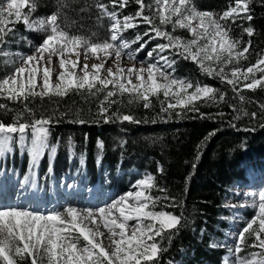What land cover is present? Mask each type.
<instances>
[{
	"label": "snow or ice",
	"instance_id": "1",
	"mask_svg": "<svg viewBox=\"0 0 264 264\" xmlns=\"http://www.w3.org/2000/svg\"><path fill=\"white\" fill-rule=\"evenodd\" d=\"M110 2L113 6L111 11L101 0H96L94 5L100 17L107 16L112 21L110 38L102 42L70 34L61 25V17L67 19L64 9L69 7V0H56L55 11L46 17L37 18H33V14L40 0H5L0 3V55H15L3 51L6 37L14 31L9 25L23 22L27 30L44 34L42 42L33 45L32 54L21 55L18 66L15 61H11L14 71L0 79V98L24 104L23 110L17 113L12 123L0 122V151L8 150L15 133H20L23 141L29 128L32 142L28 151L33 160H38L49 148V125L53 122L51 115L33 118L30 123L20 122V117L25 113L33 112L27 102L35 97H64L71 91L82 90L92 96L104 93L93 122L102 119L105 123L127 121L135 124L147 123L149 120L147 117L138 119L132 114H122L119 108L111 111L113 105L122 103L115 97L127 94L130 97L129 104L142 102L143 107L149 109L153 107L150 98L159 99L162 93L164 99L160 102V111L167 113L169 118L177 108L181 112H198L197 101L215 102L217 89L173 75L176 60L160 55L165 50L197 63L201 71L226 81L233 86L234 91L264 89V54L258 55L256 62L246 68L233 66L248 59L251 40L243 44L240 39L234 38L231 35L232 27L227 23H235L237 18L252 21V0H235L234 5H229L222 14L200 10L195 0H155L154 9L145 0H135L139 8L134 15H123L122 19L116 10L117 6L125 8L131 0ZM87 10V5L81 8V11ZM140 23L148 25V30L143 35L137 34L134 40H126L122 34L137 28ZM166 25H171L172 32L165 30ZM177 28L186 29L190 38L174 35ZM243 32L252 37L254 28L245 27ZM156 38L166 41L156 44L147 53L149 58L158 56L156 63L146 66L142 63L140 67L132 65L127 68L121 65L120 57L125 54V50L130 60L135 59L136 53ZM137 42H140L139 47L135 51L130 50L131 45ZM81 50L84 53L82 63ZM88 53L99 62L89 64ZM113 54L116 57L114 67H106L105 61ZM54 58L58 60V72ZM228 66H232L230 78L225 71ZM219 98L223 101L224 94L220 93ZM0 109H7V104L0 103ZM252 115L255 116V113ZM70 122L84 124L88 121L81 111H77ZM151 122L155 123L156 120ZM56 151L57 147L52 145L50 152L55 154ZM159 171L162 172L163 168ZM156 187V178L146 174L135 182L134 190L95 208L68 206L62 211L44 213L23 206L0 204V264H26L28 259L31 264H157L159 255L165 251L161 241L165 237L171 240V234L182 225L183 215L155 210L161 199L170 201V207H176L175 197H169L163 188L159 189L165 193L163 197L151 195V190ZM252 206L255 214L239 230L233 264H264V191L259 192L258 201L253 200ZM133 220L135 225H130L129 222ZM101 225L106 232L101 231ZM250 238L252 244L248 245ZM104 239L109 243L105 244ZM247 247L259 251L241 256L240 253Z\"/></svg>",
	"mask_w": 264,
	"mask_h": 264
},
{
	"label": "trees",
	"instance_id": "2",
	"mask_svg": "<svg viewBox=\"0 0 264 264\" xmlns=\"http://www.w3.org/2000/svg\"><path fill=\"white\" fill-rule=\"evenodd\" d=\"M95 2L69 0V7L64 9L67 19L61 17V25L70 34L92 38L93 42L109 39L110 20L107 16L100 17ZM101 2L113 9L108 0ZM195 3L200 10L221 14L235 0H195ZM86 5L88 10L81 11ZM250 7L252 21L237 18L235 23H228L234 38L243 44L251 40L248 59L233 65L241 68L255 63L258 55L264 54V2L252 0ZM138 8L135 0H131L125 8L117 6L116 10L123 16L134 15ZM55 10L56 0H40L33 18ZM249 26L254 28L252 37L243 32ZM171 59L176 60V76L217 89L215 102L197 101L198 112H181L177 108L169 118L160 111L164 99L161 94L159 99L150 98L153 107L149 109L142 102L129 104L127 94L115 97L122 103L113 105L111 111L119 108L122 114L149 120L135 124L105 123L102 119L93 122L104 93L92 96L82 90L71 91L64 97L31 98L27 103L33 112L25 113L20 122L30 123L33 118L51 115L49 148L34 161L28 151L32 139L24 134V141L18 142L20 133L13 134L16 139L12 138L8 150L0 151V167L8 165L18 173L41 172L46 178L75 171L82 179L97 182L106 178L110 185L119 188H125V183L134 179L133 172L152 174L157 187L150 194L163 197L165 193L159 191L163 188L169 197H175L176 204L173 208L170 201L161 199L155 210L183 215L182 225L171 234V240L165 237L161 241L165 251L159 255L157 264H222L225 218L229 214L226 204L235 196L232 189L252 177H264V89L237 92L226 81L200 71L195 62L175 54ZM8 72L9 68L0 61V79ZM220 93L225 96L223 101ZM0 103L7 104V109H0V122L5 124L12 123L24 108L22 102L4 98H0ZM77 111L83 113L87 123L70 122ZM153 119L155 123L151 122ZM52 145L57 147L55 154L50 152Z\"/></svg>",
	"mask_w": 264,
	"mask_h": 264
},
{
	"label": "rangeland",
	"instance_id": "3",
	"mask_svg": "<svg viewBox=\"0 0 264 264\" xmlns=\"http://www.w3.org/2000/svg\"><path fill=\"white\" fill-rule=\"evenodd\" d=\"M108 1L109 4L112 5L110 0ZM3 2H5V0H0V3ZM145 3L151 4L153 6V9L155 8V0H145ZM146 14L148 13L146 12ZM122 17L123 16H120L121 19ZM107 18L110 20L109 17ZM229 22L231 23L232 21H228L227 23ZM111 23L112 21L110 20V25ZM9 27H12L14 31L6 37L7 43L4 45L3 51L10 52L15 55H0V61L4 62L6 64V67L9 68V72L5 76L14 71V67L11 61H15L16 66H18L19 57L21 55L32 54V52L34 51L33 45H38L39 43H41L44 35L43 33H37L35 31L27 30L23 22L16 23L15 25H9ZM148 27V25L140 23L137 28L127 30L122 35L126 40L131 41L134 40L137 34L143 35V33L148 30ZM164 27L165 30L172 32L171 25H166ZM174 35L181 36L185 39L190 38V33H188L186 29L177 28L174 32ZM144 39H147V37H144ZM165 42L166 41H164L162 38L150 40L144 49L136 53L135 59L132 60L127 57V50H125V54L120 57V63L125 68L132 65L140 67L142 63L144 64V66H146L148 63H156L158 60V56L149 58L147 53L148 51L154 49L156 47V44ZM139 43L140 42L132 44L130 50L135 51V49L139 47ZM160 55L169 56V58L171 59L172 53H170L169 50H165V52L160 53ZM83 56L84 53L83 50H81V63L83 62ZM88 56L89 64L99 62L91 53H88ZM100 56L101 58H103L102 53L100 54ZM115 59L116 57L114 54L109 57L105 61L106 67H114L113 61ZM54 60L57 61L54 66L56 67L58 72V60L57 58H54ZM195 64L201 71L199 65L197 63ZM231 67L232 66H228L225 68V71L229 74V78ZM173 75L177 78H180L176 76L175 72L173 73ZM5 76H3L2 78H4ZM53 80L55 81V74L53 75ZM109 88H111V86H109ZM192 90L194 89H190L189 91ZM161 95L163 96L162 93ZM172 102L174 103L175 101ZM25 134L29 139H31V128H29ZM13 138L16 139V137ZM18 142H21L20 138H18ZM132 174L134 175V179L131 182L125 183V188H119L117 186L110 185L106 178L100 179L97 182H92L88 178L82 179L80 177V174L75 171L63 173L59 175L60 177L56 175H50L48 178H46L45 175L41 172L36 173L30 171L29 174L26 172L18 173V171L13 167H10L8 165H1L0 204L23 206L32 210H39L44 213H47L51 210L62 211L63 208L68 206L76 207L78 209L87 207H102L105 204L111 203L112 200L117 199L125 192L134 190L133 185L135 184V182L146 175L143 172H133ZM232 191L235 196L226 204L229 207V214L225 218L227 227L224 230L225 240L223 244L225 245V253L222 256V264H233L236 259V256L234 255V248L236 239L238 238L239 230H241L245 226V222L250 220L251 217L255 214V209L252 206L253 200L258 201L259 192L264 191V177H252L246 184L239 185L233 188ZM245 204L248 206L241 207V205ZM129 224L135 225V220L130 221ZM101 231L106 232V229H104L102 225ZM104 243L107 244L109 243V241L107 239H104ZM247 243L248 245H251L252 239L250 238ZM229 249H232L233 251L230 252ZM258 251L259 249L247 247L245 251L240 253V255L249 256L250 253ZM26 264H31L30 259L26 261Z\"/></svg>",
	"mask_w": 264,
	"mask_h": 264
}]
</instances>
